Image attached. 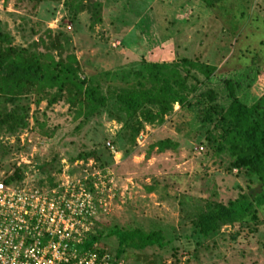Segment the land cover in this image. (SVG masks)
<instances>
[{
    "label": "rangeland",
    "instance_id": "rangeland-1",
    "mask_svg": "<svg viewBox=\"0 0 264 264\" xmlns=\"http://www.w3.org/2000/svg\"><path fill=\"white\" fill-rule=\"evenodd\" d=\"M87 3L71 19L53 0H0V32L13 45L49 51L56 58V46L51 50L45 44L61 30L68 38L61 56L73 54L80 73L96 78L102 92L109 85L121 86L120 72L129 73L141 62L180 63L181 58L213 66L214 75L256 65L259 73L248 90L254 96L264 92V0H223L211 7L197 0ZM142 21L145 26L139 25ZM142 28L150 31L151 41ZM38 37L45 44L36 42ZM193 82L187 78V84ZM32 98L19 101L28 106L25 127L12 133L0 129V176L14 166L32 184L39 178L47 181L40 170L56 179L62 173L67 180L87 175L94 194L103 197L91 233L112 225L168 232L171 239L162 247H123L121 264H264V209L258 211L260 221L247 236L241 230L232 240L236 225L221 226L218 234L207 238L189 235L195 208L203 210L205 201L225 204L244 191L246 181L234 169L227 171V154H216L197 142L199 137L188 127L191 115L176 103L161 122H142L129 143L118 136L121 121L110 102L83 118L75 117L76 106L66 100L49 106L42 100L35 106ZM165 138L175 140V147L149 148ZM92 149L97 158L70 161ZM102 232L93 247L113 257L117 239Z\"/></svg>",
    "mask_w": 264,
    "mask_h": 264
},
{
    "label": "trees",
    "instance_id": "trees-1",
    "mask_svg": "<svg viewBox=\"0 0 264 264\" xmlns=\"http://www.w3.org/2000/svg\"><path fill=\"white\" fill-rule=\"evenodd\" d=\"M53 1L60 2L74 19L90 0ZM197 1L211 7L223 0ZM139 25L143 26L144 21ZM140 31L151 41L149 30L142 28ZM46 34H50V29L46 30ZM67 39L61 30H56L55 38L50 39L47 45L38 37L36 42L45 44L46 48L52 50L56 46L55 58L49 51L13 45L7 34L0 32V129L12 133L26 126L28 106L19 101L28 95H33L35 106L42 100L47 106L61 99L66 100L71 106H76L75 117L83 118L99 112L110 102L116 108L117 119L121 121L119 138L132 143L142 122H161L163 115L176 103L191 115L188 127L199 137L197 142L205 144L216 154H227L230 158L227 171L234 169V174L242 175L246 181L244 191L225 204L205 201L203 210L195 208L189 235L207 238L218 234L221 226L236 225L237 228L230 234L234 240L241 230L245 231L243 236L255 230L260 221L258 211L264 209V92L254 96L248 88L259 73V67L251 65L214 75L213 66L185 58H181L180 63L141 62L129 73L120 72L121 86L109 85L106 92H102L96 78L80 73L73 54L61 56L60 49L66 45ZM36 42L31 44L36 46ZM192 70L197 74H192ZM189 77L194 82L187 84ZM6 104H11V107L6 108ZM152 106L155 110L151 109ZM153 145L161 151L164 147L174 148L176 141L172 138L160 139L150 144L149 148ZM87 156L97 158L92 149L78 153L70 161L86 159ZM40 172L47 174L45 177L50 182L52 177L48 171ZM21 176V169L14 166L12 175L5 182L20 179ZM103 230L104 236L114 235L117 239L116 259H119L123 247L154 244L162 247L171 239L166 237L168 232L159 228L143 232L138 228L124 230L112 225L90 233L82 248H93V244L102 237Z\"/></svg>",
    "mask_w": 264,
    "mask_h": 264
},
{
    "label": "built area",
    "instance_id": "built-area-1",
    "mask_svg": "<svg viewBox=\"0 0 264 264\" xmlns=\"http://www.w3.org/2000/svg\"><path fill=\"white\" fill-rule=\"evenodd\" d=\"M12 173L0 176V264H121L105 250L82 248L103 199L87 175L32 184L21 172L5 182Z\"/></svg>",
    "mask_w": 264,
    "mask_h": 264
}]
</instances>
